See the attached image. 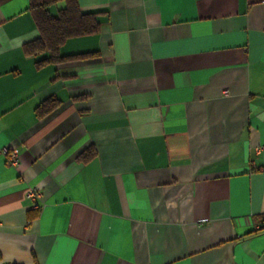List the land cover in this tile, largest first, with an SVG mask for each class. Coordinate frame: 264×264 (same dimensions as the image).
I'll list each match as a JSON object with an SVG mask.
<instances>
[{
  "label": "crops",
  "instance_id": "0c3cea01",
  "mask_svg": "<svg viewBox=\"0 0 264 264\" xmlns=\"http://www.w3.org/2000/svg\"><path fill=\"white\" fill-rule=\"evenodd\" d=\"M29 1L0 0V264H264V0H78L101 29L60 54H98L42 66Z\"/></svg>",
  "mask_w": 264,
  "mask_h": 264
},
{
  "label": "trees",
  "instance_id": "16d2710c",
  "mask_svg": "<svg viewBox=\"0 0 264 264\" xmlns=\"http://www.w3.org/2000/svg\"><path fill=\"white\" fill-rule=\"evenodd\" d=\"M61 2L64 5L59 7ZM29 11L39 31V37L26 43L25 51L28 55L48 53L46 58L37 62L38 66L98 54L93 52L64 56L60 54V48L70 38L98 33L101 29V12L82 10L78 0H30ZM56 103L55 100L45 101L40 105L39 112L42 114L46 111L44 107L50 111ZM95 155L96 149L90 147L79 155V159L86 162ZM261 218L264 219V216Z\"/></svg>",
  "mask_w": 264,
  "mask_h": 264
},
{
  "label": "built area",
  "instance_id": "2783aa9c",
  "mask_svg": "<svg viewBox=\"0 0 264 264\" xmlns=\"http://www.w3.org/2000/svg\"><path fill=\"white\" fill-rule=\"evenodd\" d=\"M0 151L6 156L9 165L15 166L19 163V152L17 149L5 146L2 147ZM27 196L34 201V206L38 207L37 200L41 196L40 192L36 189H31L28 191Z\"/></svg>",
  "mask_w": 264,
  "mask_h": 264
},
{
  "label": "rangeland",
  "instance_id": "374dc122",
  "mask_svg": "<svg viewBox=\"0 0 264 264\" xmlns=\"http://www.w3.org/2000/svg\"><path fill=\"white\" fill-rule=\"evenodd\" d=\"M58 5H59V7H60V6H63V5H64V3H63V2H61V3H59Z\"/></svg>",
  "mask_w": 264,
  "mask_h": 264
}]
</instances>
